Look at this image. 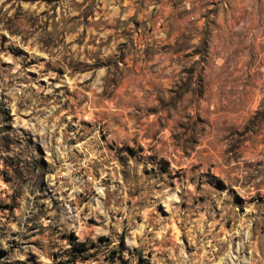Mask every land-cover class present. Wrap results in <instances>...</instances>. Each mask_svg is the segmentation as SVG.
Instances as JSON below:
<instances>
[{
	"label": "rangeland",
	"instance_id": "rangeland-1",
	"mask_svg": "<svg viewBox=\"0 0 264 264\" xmlns=\"http://www.w3.org/2000/svg\"><path fill=\"white\" fill-rule=\"evenodd\" d=\"M0 264H264V0H0Z\"/></svg>",
	"mask_w": 264,
	"mask_h": 264
}]
</instances>
